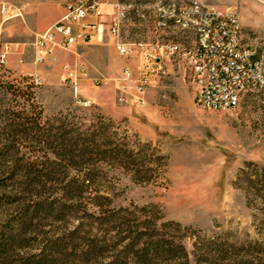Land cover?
Masks as SVG:
<instances>
[{
	"label": "trees",
	"instance_id": "16d2710c",
	"mask_svg": "<svg viewBox=\"0 0 264 264\" xmlns=\"http://www.w3.org/2000/svg\"><path fill=\"white\" fill-rule=\"evenodd\" d=\"M3 78L0 264H192L183 244L190 237L195 263L208 260L200 232L167 221L161 206L116 205L119 177L167 181L170 157L160 145L102 114L47 118L29 77ZM232 186L264 218V166L245 162ZM215 254L225 260L227 250Z\"/></svg>",
	"mask_w": 264,
	"mask_h": 264
},
{
	"label": "rangeland",
	"instance_id": "374dc122",
	"mask_svg": "<svg viewBox=\"0 0 264 264\" xmlns=\"http://www.w3.org/2000/svg\"><path fill=\"white\" fill-rule=\"evenodd\" d=\"M5 1L16 7L27 5V9L23 10V17L13 18L4 25L5 38L12 47L8 66L2 73L4 80L39 79L40 84L34 85L33 89L47 118L68 110L108 116L103 108L108 105L113 116L109 117L120 123L122 129L138 135L142 141L160 145L170 157L167 181L157 186L134 184L125 177L115 180L116 205L157 204L167 221L192 228L193 235L200 232L202 244L212 251L207 261L205 257L201 258L200 264H264V245H259L264 244V218L256 206L248 208L242 191L232 186L245 162L264 166V92L246 94L235 111L204 110L195 104L189 73L181 70L153 83L139 102L135 99V82L121 80L122 68L126 65L136 67V60L122 58L111 41L116 54L112 77L91 80L97 89H107L110 99L108 103L94 104L80 89L90 81L89 66L84 59L72 63L68 52L57 51V61L34 66L32 44L41 32L30 23L28 8L58 6L57 3L49 0ZM160 1L104 0V29L111 27L118 15L116 5L120 4L128 13L122 37L129 41L142 38L146 31L136 23L138 16L147 14L149 7ZM181 1L236 12L243 27L244 43L256 46L264 42V6L256 0ZM133 8L139 12H134ZM50 14L57 16L58 8ZM67 64L73 69L75 64L87 69L78 81L77 97L70 86L62 84L63 66ZM36 71L41 75L35 74ZM3 96L1 91L0 97ZM4 97L8 99L9 95ZM79 102L90 103V106H82ZM195 241L192 237L183 241L192 264H196L192 254ZM217 249L227 250L225 260L216 257Z\"/></svg>",
	"mask_w": 264,
	"mask_h": 264
},
{
	"label": "built area",
	"instance_id": "2783aa9c",
	"mask_svg": "<svg viewBox=\"0 0 264 264\" xmlns=\"http://www.w3.org/2000/svg\"><path fill=\"white\" fill-rule=\"evenodd\" d=\"M49 1L60 5L64 13L36 36L32 44L36 67L57 61V51L71 53L72 48L89 44L99 36L101 40H111L122 58H135L136 67L124 66L121 80L135 82V99L139 102L153 83L181 70L189 73L195 104L204 110L235 111L246 94L264 92V42L256 46L244 43L243 27L236 12L219 11L202 3L161 0L149 7L147 14L138 16L136 23L144 27L145 35L129 41L121 35L128 14L124 6L116 5L118 15L105 30L104 0ZM25 9L27 5L16 7L0 1V79L12 53L4 25L23 17ZM75 66H63L62 84L70 86L77 97L78 81L87 69L84 65ZM31 83L39 85L40 80L31 79Z\"/></svg>",
	"mask_w": 264,
	"mask_h": 264
},
{
	"label": "crops",
	"instance_id": "0c3cea01",
	"mask_svg": "<svg viewBox=\"0 0 264 264\" xmlns=\"http://www.w3.org/2000/svg\"><path fill=\"white\" fill-rule=\"evenodd\" d=\"M259 4L264 6V0H256ZM58 5V4H57ZM55 8H58L59 14L54 16L50 14L51 10L54 11ZM28 19L32 26L39 32L45 31L55 22H57L64 11L60 5L58 6H38V7H29L28 8ZM264 12V10H263ZM111 40H108L106 37L101 40L99 36L94 37L89 44L79 45L71 49V61L76 63L84 59L87 61L89 66L88 76L91 80H96L99 77L109 78L112 77V65L115 61V49L110 44ZM70 63V62H65ZM64 63V64H65ZM40 76V72H34ZM33 74V73H32ZM89 80L81 85L82 94L90 99L94 104H103L104 102L108 103L107 100L110 99V94L107 89H97L94 83ZM103 107V105H102ZM107 110V115L111 116V110L108 105L103 107ZM102 108V109H103Z\"/></svg>",
	"mask_w": 264,
	"mask_h": 264
}]
</instances>
